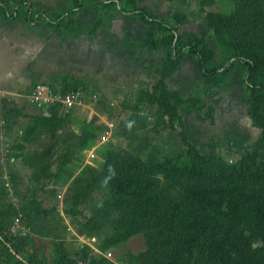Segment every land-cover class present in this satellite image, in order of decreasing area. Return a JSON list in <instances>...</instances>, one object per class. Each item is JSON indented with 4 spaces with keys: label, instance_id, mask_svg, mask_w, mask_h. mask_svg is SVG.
Listing matches in <instances>:
<instances>
[{
    "label": "trees",
    "instance_id": "1",
    "mask_svg": "<svg viewBox=\"0 0 264 264\" xmlns=\"http://www.w3.org/2000/svg\"><path fill=\"white\" fill-rule=\"evenodd\" d=\"M141 1L72 0L68 10L52 13L25 1L12 7L0 3V19L45 28L58 36L72 35L82 27L72 15L86 3L115 7L123 15L137 17L148 28L143 47L149 53H163L158 79L147 94L151 106L171 117H179L182 108H205L199 98L185 97L166 82L186 56L195 58L202 83L214 88L229 86L231 72L239 66L245 70L247 113L261 134L252 149L233 163L193 145L175 156L163 154L148 137L137 138L136 154H120L115 160L109 154L103 170H90L84 180L75 178L74 184L83 186L75 191L74 198H86L97 191L105 194L86 226L95 232L106 223L113 228L114 235L106 241V247L142 235L147 250L141 257L153 264H264V56L251 55L247 47L241 48L224 36L234 29L233 20L244 27L264 26V5L260 2L256 8L252 5L257 1L244 0L245 12L241 14L238 9L228 17L211 15L200 36L184 40L168 20L138 7ZM208 30L225 55L220 63L214 62V51L206 44ZM261 45L264 50V41ZM10 114L5 111L4 117L8 119ZM206 115L212 124L213 109L209 107ZM30 119L34 125L26 128L28 136L41 125L57 128V119L51 115ZM34 199L32 196L29 204H10L0 211V247L17 264L37 263L19 255L21 248L9 233L10 220L21 215L29 229L54 211ZM30 204L36 207L28 208ZM75 263L74 258L58 249L57 264Z\"/></svg>",
    "mask_w": 264,
    "mask_h": 264
},
{
    "label": "rangeland",
    "instance_id": "2",
    "mask_svg": "<svg viewBox=\"0 0 264 264\" xmlns=\"http://www.w3.org/2000/svg\"><path fill=\"white\" fill-rule=\"evenodd\" d=\"M243 1L143 0L138 3V7L151 11L158 18L168 20L184 40H189L202 34L211 15L228 17L238 9L242 10L241 14L245 12ZM253 1L258 4H253L252 7L261 6L260 2L264 5V0ZM71 4L72 0H53L46 4V8L49 11L64 12ZM72 18L82 27L70 36L76 43L82 39L88 52L97 47V51L102 48L104 59L120 58L121 53L126 52L130 44L134 43L132 39L142 41L141 39L145 40L148 35V28L137 17L123 15L115 7L104 8L99 2L86 3ZM232 25L234 29H229L224 35L229 41L238 43L241 48L247 47L251 55L264 56L261 45L264 41L261 39L264 26L257 24L244 27L245 25L236 20L232 21ZM60 40L55 39L56 43ZM205 41L214 51V62L223 61L225 55L210 30ZM141 47V53L131 51V58L134 62H143V67L130 77L115 75L114 71L105 69L98 68V71H95L88 67L81 78L61 76L52 79L49 89L53 94L65 95L71 89L83 91L84 97L80 105L68 111L58 101L49 103L45 111L47 115L56 117L57 128L41 125L28 136L24 133L26 128L34 125V121L28 119L22 139L9 147L12 155L27 164L31 176L38 177L37 190L32 194L34 200L41 203L42 207L48 206L54 210L51 217H59L58 226L63 233L74 234V231L85 237L90 251H84L76 258L86 257L85 259H89L88 264L153 263L141 257L147 250L146 240L142 235H134L121 243L106 247V241L114 235L113 228L106 223L101 231L95 232L86 226L87 221L94 216L95 209L104 201L105 194L97 191L86 198H74L75 191L83 186L79 182L74 184L75 178L79 176V179L84 180L90 170H103L109 154L114 156L113 160L119 158L120 154H136L138 140L144 137H148L163 154L175 156L186 150L188 145H193L204 153L221 157L228 163L238 160L254 145L243 149L234 145L222 146L220 140L209 136L216 120L215 113L222 101H225L224 104L229 108H239L241 115L246 118L244 69L236 66L231 72L229 86L214 88L204 85L200 76L196 72L191 73L190 69L185 73L180 72L184 60L192 59L195 63V58L186 56L180 62L178 70L168 77L166 82L170 88L180 90L185 97L199 98L205 108L201 111L182 108L179 117H171L151 106L147 96L158 79L157 68L163 53H149L143 45ZM237 68L240 71L236 76L234 72ZM209 107L213 109L212 124L206 115ZM32 196L19 200L14 206L29 204ZM7 206L0 204V211ZM35 207L36 205H28V208ZM13 221L14 219L10 220V224ZM22 229H27L25 222H22ZM55 248L62 250L60 243ZM43 249L44 253L49 252L48 249ZM108 252L112 254L110 258L107 257ZM37 253L35 250L19 251L23 259L32 260L37 264H57L58 256L54 261H49L50 263H43ZM0 264L17 262L0 247Z\"/></svg>",
    "mask_w": 264,
    "mask_h": 264
},
{
    "label": "crops",
    "instance_id": "3",
    "mask_svg": "<svg viewBox=\"0 0 264 264\" xmlns=\"http://www.w3.org/2000/svg\"><path fill=\"white\" fill-rule=\"evenodd\" d=\"M20 1L31 3L46 13L57 11L46 8V4L53 0H0V3L12 7ZM54 34L51 30L32 27L21 21L0 19V115L4 117L5 111L11 113L8 119L4 117L7 129L0 139V204L3 206L14 205V201L30 197L37 190V181L32 179L29 167L12 155L9 147L22 139L30 117L47 115L45 108L48 103L43 99L48 95H42L39 88L51 91L49 82L52 79L61 76L81 78L88 67L95 71L98 68L114 71L115 75L123 74L126 77L143 67V62H134L131 58V51L141 53L143 50V39H132L134 43L121 53L120 58L104 59L102 48L88 52L82 39L76 43L70 35L57 37ZM55 39L61 40L56 43ZM189 69L200 76L192 59L182 62L180 72L185 73ZM239 71L237 68L234 75L237 76ZM224 103L222 101L215 113L216 120L209 136L220 140L222 146L234 145L243 149L255 144L261 129L252 125L247 112L244 118L239 108H229ZM58 218L49 216L34 222L29 229L20 230L16 237L17 244L27 252L37 251L43 263L56 259L58 248L55 247L59 243L70 258L75 259L84 251H90L84 236L74 231V234L63 233L58 226ZM43 248L49 252L44 253Z\"/></svg>",
    "mask_w": 264,
    "mask_h": 264
},
{
    "label": "built area",
    "instance_id": "4",
    "mask_svg": "<svg viewBox=\"0 0 264 264\" xmlns=\"http://www.w3.org/2000/svg\"><path fill=\"white\" fill-rule=\"evenodd\" d=\"M40 93L42 95H48L46 98H44L45 103H53L55 101L60 102L68 111L73 110L76 106L80 105L82 98L84 97L83 91L71 89L69 90L65 95L60 93L53 94L51 91H48V89L42 87L39 88ZM7 129V122L5 121L4 117L0 115V139L3 138V136L6 133ZM18 201H14V205L16 206ZM22 228V221H21V215H18L17 218L14 219L13 223L11 224L9 233L13 237H16L18 232ZM111 253H107V257H111ZM76 263L75 264H88L89 259H78L75 258Z\"/></svg>",
    "mask_w": 264,
    "mask_h": 264
}]
</instances>
